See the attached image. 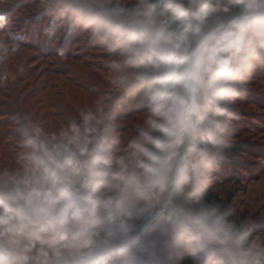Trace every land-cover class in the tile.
Returning <instances> with one entry per match:
<instances>
[{
  "label": "clouds",
  "instance_id": "1",
  "mask_svg": "<svg viewBox=\"0 0 264 264\" xmlns=\"http://www.w3.org/2000/svg\"><path fill=\"white\" fill-rule=\"evenodd\" d=\"M40 3L50 27L104 50L106 83L55 127L14 117L0 264H151L158 241L189 264H264L248 222L206 197L264 69V0ZM8 25L0 12V62L19 48Z\"/></svg>",
  "mask_w": 264,
  "mask_h": 264
},
{
  "label": "rangeland",
  "instance_id": "2",
  "mask_svg": "<svg viewBox=\"0 0 264 264\" xmlns=\"http://www.w3.org/2000/svg\"><path fill=\"white\" fill-rule=\"evenodd\" d=\"M40 8V0H0V12L9 19L7 31L16 35L19 45L0 62L3 162L14 152V117L18 112L32 113L44 125L55 127L90 102L106 83L104 50L83 31L50 27ZM4 39L0 36V42ZM236 110L239 119L232 142L250 149L243 156L245 170L212 175L206 195L217 196L231 218L248 222L252 237L264 242V69L253 74ZM152 250L155 259L151 264H189L186 253L166 248L163 241Z\"/></svg>",
  "mask_w": 264,
  "mask_h": 264
},
{
  "label": "trees",
  "instance_id": "3",
  "mask_svg": "<svg viewBox=\"0 0 264 264\" xmlns=\"http://www.w3.org/2000/svg\"><path fill=\"white\" fill-rule=\"evenodd\" d=\"M135 102L131 101L127 105L128 111L134 110ZM129 106V107H128ZM232 146L229 148L226 153L224 154L223 159L219 161L218 167L216 171L213 173V176L215 174H219L220 172H229V170H245V162L244 157L247 154H249L250 149L248 146L244 145V143L241 142H231ZM207 199L211 201H215L219 206L222 205V201L217 198V196L213 194L206 195ZM229 216V215H228ZM229 218H231L229 216Z\"/></svg>",
  "mask_w": 264,
  "mask_h": 264
},
{
  "label": "water",
  "instance_id": "4",
  "mask_svg": "<svg viewBox=\"0 0 264 264\" xmlns=\"http://www.w3.org/2000/svg\"><path fill=\"white\" fill-rule=\"evenodd\" d=\"M151 225H143L142 226V231H146Z\"/></svg>",
  "mask_w": 264,
  "mask_h": 264
}]
</instances>
